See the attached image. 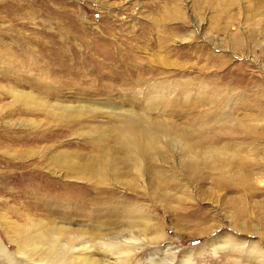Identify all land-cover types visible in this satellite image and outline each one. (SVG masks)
I'll use <instances>...</instances> for the list:
<instances>
[{
    "label": "rangeland",
    "instance_id": "374dc122",
    "mask_svg": "<svg viewBox=\"0 0 264 264\" xmlns=\"http://www.w3.org/2000/svg\"><path fill=\"white\" fill-rule=\"evenodd\" d=\"M0 54V237L10 251L14 228L33 220L79 228L143 206L164 226L159 245L188 264H264V172L248 173L264 165V0H0ZM81 105L98 111L63 113ZM130 111L152 123L135 127ZM128 135L141 156L166 158L146 162L144 185L77 178L84 164L122 168ZM216 149L225 160L206 157ZM121 168L119 183L137 179ZM232 239L247 242L245 254H215Z\"/></svg>",
    "mask_w": 264,
    "mask_h": 264
},
{
    "label": "bare ground",
    "instance_id": "6f19581e",
    "mask_svg": "<svg viewBox=\"0 0 264 264\" xmlns=\"http://www.w3.org/2000/svg\"><path fill=\"white\" fill-rule=\"evenodd\" d=\"M5 61V56L0 54V63ZM4 67L0 64L1 74L5 70ZM12 94L27 106H34L51 114H55L57 110L50 106L46 100L39 99L35 94H18L14 91ZM96 111H98L96 107L81 105L79 108L66 109L63 113L66 115L73 113L88 114ZM124 115L127 121L135 127H144L145 124L150 125L152 123L145 115H139L133 111ZM147 125L145 127L150 128ZM126 141H129L132 147L128 149L131 158L123 156L122 168L127 170L129 167L128 172L137 173V179L131 178L127 184L119 183L117 178L121 176L119 173L121 167L115 166L111 159H108L109 167L99 162L96 165L84 164L79 166V170L83 172H79L77 178L90 175L97 179L98 183L106 186L121 184L124 188L127 185L139 187V183L144 182L146 162L156 160L164 163L166 158L161 156L152 158V152L149 149H146L141 156L133 137L126 136ZM248 153L253 154L254 149L250 148ZM217 155H221L225 160V155L219 149L208 151L206 157L214 159V156ZM261 164L260 161L254 162V165L259 166L257 169L259 171L248 164V173L252 175L258 172L263 173L264 165ZM244 180L242 187L249 190L253 189L248 183V181L251 183L253 179L250 180L245 175ZM260 182H264V180L262 179ZM108 213H111L116 219L109 222L100 219V221H93L92 224L81 225L79 228H73L74 226H71L69 221L44 223L42 220H33L27 225L14 228L17 238L9 237L10 241L17 243L18 249L16 252L10 251L0 237V264H188L191 262V258L187 255L179 258L176 248L169 243L159 245L164 240V226L150 220L151 216L143 206H116ZM242 245L246 246L247 242L240 244V242L232 239L231 242L218 244L214 247V252L217 254L219 250L227 249L230 254H235L243 248ZM244 248L247 249V247ZM238 253L245 254V252L239 251ZM247 255L251 260L253 256L259 254L247 252Z\"/></svg>",
    "mask_w": 264,
    "mask_h": 264
}]
</instances>
